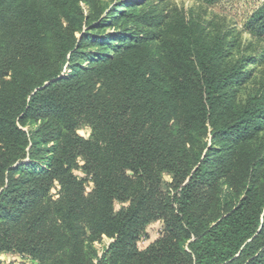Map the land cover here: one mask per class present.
<instances>
[{"label":"trees","instance_id":"1","mask_svg":"<svg viewBox=\"0 0 264 264\" xmlns=\"http://www.w3.org/2000/svg\"><path fill=\"white\" fill-rule=\"evenodd\" d=\"M262 59L165 0H0V256L264 264Z\"/></svg>","mask_w":264,"mask_h":264},{"label":"rangeland","instance_id":"2","mask_svg":"<svg viewBox=\"0 0 264 264\" xmlns=\"http://www.w3.org/2000/svg\"><path fill=\"white\" fill-rule=\"evenodd\" d=\"M105 1V0H104ZM264 0H223L215 5H206L199 0H165L171 7L190 9L193 14L199 15L202 19L208 20L224 30L239 32L244 48H247V55L262 59V64L256 66L255 72L247 83L240 89L237 98L242 102L254 95L264 82V41L263 39L251 37L245 30L244 25L251 13ZM263 55V57H261ZM88 129H83L80 134L87 136ZM264 139V132L261 133ZM161 223H154L147 228V238H143L138 243L140 250L144 249L159 235ZM111 241L104 238L101 243L95 244L98 256L107 248ZM2 264H35L27 257L17 254L4 253L0 256Z\"/></svg>","mask_w":264,"mask_h":264}]
</instances>
